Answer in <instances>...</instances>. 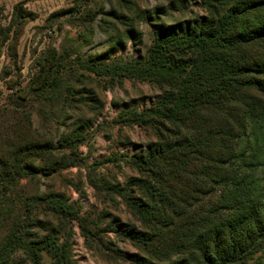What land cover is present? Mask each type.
Instances as JSON below:
<instances>
[{
    "label": "trees",
    "instance_id": "obj_1",
    "mask_svg": "<svg viewBox=\"0 0 264 264\" xmlns=\"http://www.w3.org/2000/svg\"><path fill=\"white\" fill-rule=\"evenodd\" d=\"M204 1L210 19L180 35L156 34L144 60L76 59L100 78L152 79L163 94L153 109L132 113L156 142L129 158L137 175L112 189L141 227L128 236L137 250L123 257L129 264H264V17L252 23V5L235 12ZM59 86L58 74H47L33 91L54 98ZM20 106L0 107V218L12 220L10 195L24 208L0 234V264H12L16 253L29 264H68L55 233L29 234L31 211L51 214L59 226L75 222L85 238L94 233L61 193L19 196L20 180L37 173L29 158L51 148L37 141L6 148V116L23 115Z\"/></svg>",
    "mask_w": 264,
    "mask_h": 264
},
{
    "label": "rangeland",
    "instance_id": "obj_2",
    "mask_svg": "<svg viewBox=\"0 0 264 264\" xmlns=\"http://www.w3.org/2000/svg\"><path fill=\"white\" fill-rule=\"evenodd\" d=\"M217 1L235 12L252 5L249 21L262 22L264 0ZM204 2L0 0V107L18 100L25 116L18 123V113L6 116V148L13 153L31 141L51 144L47 153L29 158L37 173L20 180L18 194L65 195L94 233L85 238L75 222L59 226L51 214L31 211L25 221L29 234L55 233L66 244L68 264H129L123 257L137 253L128 236L141 227L112 189L137 175L129 158L156 142L150 127L132 121V113L153 109L163 96L152 79L100 78L80 69L77 57L144 60L156 34L180 35L201 18L210 19ZM47 74L59 76L54 98L33 91ZM258 143L264 161V130ZM14 197L4 203L15 221L24 208ZM12 220L0 218V234ZM12 264L29 263L16 253Z\"/></svg>",
    "mask_w": 264,
    "mask_h": 264
}]
</instances>
